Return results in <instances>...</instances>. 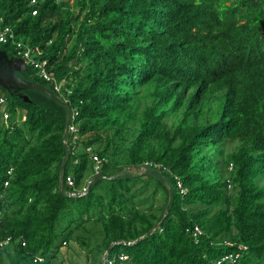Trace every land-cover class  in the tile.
Instances as JSON below:
<instances>
[{"label": "trees", "instance_id": "1", "mask_svg": "<svg viewBox=\"0 0 264 264\" xmlns=\"http://www.w3.org/2000/svg\"><path fill=\"white\" fill-rule=\"evenodd\" d=\"M72 2L0 0L76 111L68 148L63 104L0 86V264H51L77 230L92 264H264V0Z\"/></svg>", "mask_w": 264, "mask_h": 264}, {"label": "built area", "instance_id": "2", "mask_svg": "<svg viewBox=\"0 0 264 264\" xmlns=\"http://www.w3.org/2000/svg\"><path fill=\"white\" fill-rule=\"evenodd\" d=\"M31 1H32V3H35V0H31ZM56 1H59V0H56ZM34 14H36V9L32 10V15H34ZM0 42H3V43L9 42V43H11V45H14L15 49L17 50V56L23 58L25 63L32 65V67H34V70L36 71V74L38 76H40L42 79L47 80V81H53V84H54L53 89L62 97V95L59 92L61 90L63 82L55 81L52 74L50 72H48V70L46 69V61L45 60H39V59L35 58V55H37V53H39L38 47L30 46L28 44H25L21 40L16 39V35H15L12 27H10L8 25H3L1 15H0ZM4 103H5V97L0 96V105L2 106V105H4ZM75 114H76V111L71 109V116H70L71 123H70L69 128H68L69 132L74 130V127L72 124V119H73ZM3 118L5 120L8 118V114L6 111H3ZM87 150H90V148H88ZM92 158L96 163L95 168L98 169V165L101 162L100 158H98L96 155H93ZM231 167L232 166L230 164L229 168H231ZM63 181L68 186L72 187L71 189H69V188L67 189L68 195H82V194H84L88 188V184L90 183V181L88 180L87 185L81 191H78L74 188L73 179L69 176H67L65 178V180L62 179L61 186L59 187L60 189H62ZM5 185H7V182H5ZM230 187H231V185L228 184V188H230ZM201 233H202V231L198 226H195L193 228V230L191 231L192 236L195 238ZM8 239L9 238H7L5 240V242H7ZM224 242H225V244H230L229 241H224ZM245 247L246 246H244V245H239V248L241 250L245 249ZM239 256H240V253H238V252L234 253V254L228 253V254L223 255L220 259L212 262V264H220L224 260L235 261ZM118 258L121 261V264H125V260L128 259V256L124 253H120ZM114 261H115V256L110 257L108 255V253L105 252L101 256L99 264H114Z\"/></svg>", "mask_w": 264, "mask_h": 264}, {"label": "water", "instance_id": "3", "mask_svg": "<svg viewBox=\"0 0 264 264\" xmlns=\"http://www.w3.org/2000/svg\"><path fill=\"white\" fill-rule=\"evenodd\" d=\"M26 71V64L23 58L18 56H9L5 50L0 49V86L8 91H18L21 89H36L41 91L52 98H54L59 103L63 104L67 108V122L65 131L63 134V141L65 145L69 148L67 134L69 133L68 128L71 123V107L68 102H66L55 90L52 91L47 86L36 83L32 80L26 79L22 74ZM19 96L28 101L26 95L18 93ZM61 186V185H60ZM171 191L169 190L168 203L170 201ZM160 223L156 224L157 228ZM108 253V250L106 251Z\"/></svg>", "mask_w": 264, "mask_h": 264}, {"label": "rangeland", "instance_id": "4", "mask_svg": "<svg viewBox=\"0 0 264 264\" xmlns=\"http://www.w3.org/2000/svg\"><path fill=\"white\" fill-rule=\"evenodd\" d=\"M69 3H73V0H68ZM89 134L88 136H90ZM87 136V135H86ZM84 136V137H86ZM238 145V142H228L225 145V153L232 151L236 148ZM142 170L140 168H134L132 173H140ZM259 185H264V176L257 179ZM162 203L161 196L159 194L156 195V201L155 205L159 206ZM75 234L78 235H84L86 241H88V245H80L79 243H76L72 245L71 247H68L66 244L63 245L62 252L57 253V256L54 258L51 264H92L97 260V255H94V249L93 246L97 242L95 239V236H92L89 232L86 231H79L77 230ZM89 237V238H86ZM93 249L91 253H88L87 250ZM102 256V254H101ZM100 256V257H101Z\"/></svg>", "mask_w": 264, "mask_h": 264}, {"label": "bare ground", "instance_id": "5", "mask_svg": "<svg viewBox=\"0 0 264 264\" xmlns=\"http://www.w3.org/2000/svg\"><path fill=\"white\" fill-rule=\"evenodd\" d=\"M37 96V95H36Z\"/></svg>", "mask_w": 264, "mask_h": 264}]
</instances>
